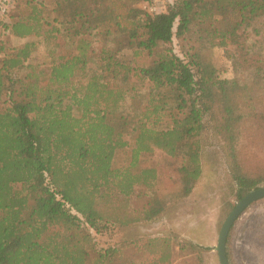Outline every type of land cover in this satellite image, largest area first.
Listing matches in <instances>:
<instances>
[{"label": "trees", "instance_id": "obj_1", "mask_svg": "<svg viewBox=\"0 0 264 264\" xmlns=\"http://www.w3.org/2000/svg\"><path fill=\"white\" fill-rule=\"evenodd\" d=\"M152 1L15 0L0 16V34L40 37L49 57L32 62L35 40L0 44V264H170V238L100 249L92 231L154 221L188 196L209 125L235 199L264 181L245 165L264 162V0L135 6ZM213 47L232 48L233 79L217 77ZM164 112L170 127L148 125ZM155 150L176 163L177 189L144 162Z\"/></svg>", "mask_w": 264, "mask_h": 264}, {"label": "rangeland", "instance_id": "obj_2", "mask_svg": "<svg viewBox=\"0 0 264 264\" xmlns=\"http://www.w3.org/2000/svg\"><path fill=\"white\" fill-rule=\"evenodd\" d=\"M169 1L172 0H153L148 3L150 7L155 8L152 12L143 9V2L136 3L135 6L153 14L164 11ZM262 34L264 29L257 38ZM28 40L38 42L32 62L43 63L44 67L48 66L49 57L40 37L29 36L18 39L8 36L6 32L0 34V44L5 49ZM172 47L175 52H179L178 41L175 38ZM231 49V47H213L209 51V59L216 68L219 79L231 80L236 76L228 57ZM124 52L125 56L129 55V51ZM148 125L155 129H167L171 125L168 112L152 117ZM128 156V149L117 152L115 166L127 165ZM200 160L201 173L188 196L171 203L154 221L140 222L128 227L113 226L102 233L92 231L97 247L100 249L120 247L123 242L139 237H167L173 242L175 251L170 264H177L185 259H189L191 264H220L215 249L217 237L229 214L227 212L229 206L232 204L235 206L239 200L234 197V182L221 139L210 125L202 138ZM144 162L154 166L158 171L161 177L160 190L177 189L176 163L172 158L161 150H155L144 158ZM245 165L247 170L257 172L260 167H264V162H259L255 158L250 162L247 161ZM261 186H264V181L252 189ZM135 195H138L135 199L141 202L142 193L136 192ZM185 242L196 247L182 248ZM226 253L229 264H264V198L251 203L234 221L227 236Z\"/></svg>", "mask_w": 264, "mask_h": 264}, {"label": "water", "instance_id": "obj_3", "mask_svg": "<svg viewBox=\"0 0 264 264\" xmlns=\"http://www.w3.org/2000/svg\"><path fill=\"white\" fill-rule=\"evenodd\" d=\"M264 198V186L255 188L246 193L227 215L217 237L215 249L220 264H229L226 253V242L229 231L239 215L254 201Z\"/></svg>", "mask_w": 264, "mask_h": 264}, {"label": "built area", "instance_id": "obj_4", "mask_svg": "<svg viewBox=\"0 0 264 264\" xmlns=\"http://www.w3.org/2000/svg\"><path fill=\"white\" fill-rule=\"evenodd\" d=\"M13 0H0V16H3L11 7ZM143 9L152 12L155 11L154 7H150L147 2H143Z\"/></svg>", "mask_w": 264, "mask_h": 264}]
</instances>
